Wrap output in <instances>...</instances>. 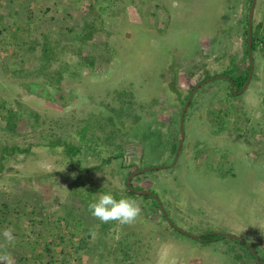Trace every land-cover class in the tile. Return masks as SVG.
I'll use <instances>...</instances> for the list:
<instances>
[{
	"label": "rangeland",
	"instance_id": "rangeland-1",
	"mask_svg": "<svg viewBox=\"0 0 264 264\" xmlns=\"http://www.w3.org/2000/svg\"><path fill=\"white\" fill-rule=\"evenodd\" d=\"M248 4L0 0V211L4 204L9 210L0 253H10L13 264H38L40 253L50 264L43 243L62 236L53 250L63 248L71 264H256L235 242L181 237L151 199L127 193L131 171L163 165L131 185L155 192L169 220L187 233H233L264 257L263 45L242 93L227 96L224 77L197 88L184 114L181 151L169 162L189 88L207 74L222 76L232 62L246 67ZM86 23L95 35L83 44L77 36L86 35ZM257 27H264V0L255 3ZM44 36L56 51L48 69L43 43L30 50ZM79 55L92 67L81 66ZM7 108L19 113L10 132L3 129ZM12 143L30 149L26 158L1 151ZM62 143L79 150L69 158ZM109 192L140 203L134 223L105 224L91 215L89 202ZM6 228L13 229L12 242Z\"/></svg>",
	"mask_w": 264,
	"mask_h": 264
},
{
	"label": "trees",
	"instance_id": "trees-1",
	"mask_svg": "<svg viewBox=\"0 0 264 264\" xmlns=\"http://www.w3.org/2000/svg\"><path fill=\"white\" fill-rule=\"evenodd\" d=\"M248 2H249V4L247 6V9H248L247 12L249 11L251 0H248ZM84 26H85V29H86V35H84V36L78 35L77 36L79 41L83 42V44L85 42H87L89 39H93V37L95 35L94 31L91 30V28H89V25L87 23ZM258 29H259V27H257L256 29H253L251 31V48H252V52L253 53L256 52L257 48H260L259 47L260 45H263V47H264V35H263L264 27H261L259 30ZM246 39H247V15L245 16V24H244V56L246 58L247 65H246L245 68L240 69L235 63L232 62L230 64V67L224 69L220 73V75L224 76V81L227 82V84H228L227 96L232 97V98L234 97V94H235L234 92L239 91L243 87V85H244V83H245V81L247 79L248 72H249V57H248L247 40ZM30 43H31L30 50H34L36 48L37 44H42L43 43L42 44L43 55H42V57H40V59L45 60V62L42 65H45L46 69H48L49 68V61H51V59L54 58L55 55H56V51H55V47H54L55 45L51 46L50 42L48 40V37H46V36H44L43 39L40 42H38L37 40L35 41V39H34ZM79 46H81V45H79ZM58 49H59L58 52L63 50V48L61 46H59ZM75 50H76V47H75ZM77 52H79V49H78ZM79 57H80V64L83 63V64H81V66H84V67L86 66L87 67L88 64H89V66L92 67L93 64H92L91 60L88 57H85V55H79ZM253 62H254V59H253ZM225 76H227V78ZM53 77H54V80L56 82H58L59 72L55 71ZM205 78H209V75L207 74L205 76ZM231 84H233V91L231 89ZM193 88L194 87H190L189 88V92L187 93V95H185L183 97V100H182L183 103H184V101L186 100L188 94L190 93V91ZM190 105H191V102L189 103L188 106L190 107ZM218 111L220 112L219 109H217V112ZM18 118H19V113H16V111H12L11 109L7 108L6 112L2 115V119L4 121L3 129L7 130L9 132L13 131V129L16 126V123L18 121ZM58 144H60L59 140L53 141V142H49L48 144H46L44 146L48 147V146H53V145H58ZM62 144H63L62 146H63V149H64V153L69 158H71L72 156H75V154L79 150V147L73 145L72 143H62ZM176 148H177V145L172 146L171 149H170L171 153L176 151ZM1 151L6 152L7 156H13V155H16L18 153V154H21V156L26 158L27 154L30 152V149L27 148V147H21L18 144L12 143L11 145H6V144L3 145L1 147ZM117 155H118L117 157H121L122 153H118ZM170 157L172 158V155ZM173 158H174V155H173ZM173 158H172V160L169 161L170 163L173 161ZM28 162H33V160H29ZM1 166L2 165L0 164V167ZM127 193L129 195H133L134 194L133 192H131L128 189V187H127ZM144 198L151 199V204L157 209V211L160 212L162 218H164V216L161 213V210H160V207H159L158 203L151 196L145 195ZM3 206H4L3 209H1V211H0V225L5 223L3 217L6 214L9 213V210L7 209V204H4ZM17 212H18L17 209H12V211H10V214L13 213V215H16ZM40 220H39V222L41 224H44V220L43 219L41 221ZM170 220L172 221L173 224H175V225H177L179 227V224L176 223L174 221V219H170ZM164 221H166L168 223V221L165 218H164ZM10 223L11 222H9V224ZM168 226H169V228H172L169 223H168ZM56 229H57V224H56ZM172 229L175 230L174 228H172ZM175 231H177V230H175ZM205 232H207V231L204 230V233ZM54 233H56V231H54ZM51 234L52 233H50V235ZM76 234H79V233L76 232ZM178 234L181 237H185L186 239L199 241V243L204 244V245L211 244L213 242H218V241H222V242H224V241H232V242H235L238 245H240V247L242 248V250H243L242 255L244 257H248L249 259L254 260L256 264H259L257 262V260H256V257L253 255V253L250 251V249L246 246V244H249L247 241H244V240L240 241V240H237V239H234V238H229L227 236L215 233V232H213V230H212L211 233H208V234L201 233L200 234L201 236H200L199 239L190 238V237H188L186 235H183V234H181L179 232H178ZM55 235H58V233L55 234ZM88 235H90V232H88ZM63 239L64 238L62 236H59V238L56 239V241H53L52 239H51V241H46V239H44L43 242H45V241L46 242L43 243V246H44L43 250L48 252V254H49V260L47 261L48 263H50V264H71V261L69 260V257H68L67 253L65 252V250L63 248L60 247L59 250H57V249H55V251L53 250V246L52 245H56V244L62 243ZM249 245H251V244H249ZM8 247H9V245H8ZM256 252L259 253L258 250H256ZM40 255L41 254L38 253L37 256L34 257V260L37 261L38 264H44L42 260H39ZM242 255H238L237 254L236 259H241L240 257ZM260 257L264 261V257L261 256V255H260Z\"/></svg>",
	"mask_w": 264,
	"mask_h": 264
},
{
	"label": "clouds",
	"instance_id": "clouds-1",
	"mask_svg": "<svg viewBox=\"0 0 264 264\" xmlns=\"http://www.w3.org/2000/svg\"><path fill=\"white\" fill-rule=\"evenodd\" d=\"M183 133H184V120H183ZM179 138H180V131H179ZM178 142H179V139H178ZM182 144H183V142H182ZM177 145H178V143H177ZM181 148H182V146H181ZM175 154H176V151H175ZM172 163H173V161H172ZM172 163H171V165H173ZM143 172H145V171H143ZM137 175H139V174H137ZM137 175H135V176H137ZM135 176H133V177H135ZM130 184H131V180H130ZM134 188L140 189L137 187H134ZM128 189H129V187H128ZM151 192H153V191H151ZM153 193L155 194V192H153ZM137 195H139V194H137ZM140 196H145V195H140ZM157 198H158V196H157ZM88 209L91 212V215L94 218L98 219L101 223L107 224V223L115 221L121 225H130V224L134 223L136 221V219L139 217L141 210H142L140 203L137 202L136 200L128 198V197H124V196H121L119 199H117L115 197V195L111 192L99 194L98 199H95V200L89 202ZM89 231H90V235L92 236L93 239L97 238L98 233L95 230L90 229ZM3 236L8 242H12L15 239L13 236V229L12 228H6L3 231ZM0 262H3V264H13L10 253H8V252L0 253Z\"/></svg>",
	"mask_w": 264,
	"mask_h": 264
},
{
	"label": "water",
	"instance_id": "water-1",
	"mask_svg": "<svg viewBox=\"0 0 264 264\" xmlns=\"http://www.w3.org/2000/svg\"><path fill=\"white\" fill-rule=\"evenodd\" d=\"M255 3H256V0H251L250 7H249V11H248V19H247V39L246 40H247V51H248V57H249V72H248V76H247V79H246L243 87L239 91L234 92V93H237V94L238 93H242L246 89V87H247V85H248V83H249V81L251 79V76H252V73H253V69H254L253 52H252V48H251V31H252V17H253V12H254V8H255ZM219 77H224V76H213V77H209V78L205 79L204 81H201L188 94V96H187V98L185 100L184 106H183V108L181 110V116H180V138H179V142H178L177 149H176V154H175V157H174V160H173V163L172 164L175 163V161H176V159H177V157L179 155V152L181 150V146H182V142H183V138H184V133H183L184 114H185V111H186V109H187V107H188V105H189V103H190V101H191V99H192L195 91L205 81L214 80V79L219 78ZM225 77L227 78V76H225ZM231 89L233 91V84H231ZM160 167H163V166L162 165L149 166V167L137 169L135 171L130 172L128 174L127 178H126V185L129 187L130 191H132V192H134L136 194H139V195H147V196H151L152 198H154L156 200V202L158 203L159 207H160V210H161L162 215L168 221V223L171 225L172 228H174L179 233H181L183 235H186V236H188L190 238L199 239L200 236H201L200 234L199 235L189 234L185 230L177 227L175 224H173L169 220V218L167 217V214L165 212V209H164L163 205L161 204V201L157 198V196L153 192L148 191V190H145V189H135L133 186H131L130 180H131V178L133 176H135L137 174H140L143 171L154 170V169H157V168H160ZM218 234L227 236L229 238H234V239L243 241V238L242 237L237 236V235H235L233 233H218ZM246 246L250 249V251L256 257L257 262L259 264H264L263 260L257 254L256 250L251 245H249V244H246Z\"/></svg>",
	"mask_w": 264,
	"mask_h": 264
}]
</instances>
